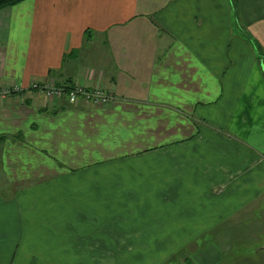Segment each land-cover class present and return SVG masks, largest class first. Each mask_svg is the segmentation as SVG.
<instances>
[{"label": "crops", "instance_id": "0c3cea01", "mask_svg": "<svg viewBox=\"0 0 264 264\" xmlns=\"http://www.w3.org/2000/svg\"><path fill=\"white\" fill-rule=\"evenodd\" d=\"M68 81L114 99L31 91ZM7 90L0 264H264V0H24L0 10Z\"/></svg>", "mask_w": 264, "mask_h": 264}, {"label": "rangeland", "instance_id": "374dc122", "mask_svg": "<svg viewBox=\"0 0 264 264\" xmlns=\"http://www.w3.org/2000/svg\"><path fill=\"white\" fill-rule=\"evenodd\" d=\"M101 51H102V54L104 55V51H103L102 47H101ZM102 54H101V56H102ZM53 83L54 82H51V83L47 84V86L56 87L55 83L54 84ZM80 89H82V88H80ZM95 91H100V90H95ZM46 98L49 100H55V99L56 100H64L67 103L72 104L66 98H53V99L48 98V97H46ZM113 99L114 98L112 97V101H113ZM84 103H86V102H84ZM74 104H76V103H74ZM94 106H103V105H94ZM30 185L33 186L34 184L30 183ZM5 186H6V184H5ZM84 222H88V220H86L84 218ZM20 247L21 246H19V249H20ZM21 249H22V247H21ZM21 249H20L19 254H25V250L22 251ZM75 249H77V250H75ZM137 250H139V248H128V247L127 248H124V247L123 248L122 247L105 248V247H100V246L99 247H91V246L78 247V248H74L72 250V253L82 255L83 261L79 262V263H70V264H137V263H131V262L129 263V262L123 261L125 256L131 255V254L132 255L137 254L136 253ZM29 253L31 254V250ZM10 264H13V263H10ZM14 264H19V263H14ZM20 264H31V263H20ZM52 264H56V263H52Z\"/></svg>", "mask_w": 264, "mask_h": 264}, {"label": "built area", "instance_id": "2783aa9c", "mask_svg": "<svg viewBox=\"0 0 264 264\" xmlns=\"http://www.w3.org/2000/svg\"><path fill=\"white\" fill-rule=\"evenodd\" d=\"M32 89L35 92L42 94L48 98H66L70 103L74 104L79 100L93 105H106L112 101L111 96L100 91L87 92L84 89L76 88L73 91L66 93L62 88L51 87L47 85L34 84ZM10 91H4L0 93V100L7 98L10 95Z\"/></svg>", "mask_w": 264, "mask_h": 264}, {"label": "trees", "instance_id": "16d2710c", "mask_svg": "<svg viewBox=\"0 0 264 264\" xmlns=\"http://www.w3.org/2000/svg\"><path fill=\"white\" fill-rule=\"evenodd\" d=\"M22 1H24V0H0V10L4 9V8H7V7H11V6L17 5V4L21 3ZM56 87L57 88H62L66 93L76 89V87H74L71 84V81H68V82H66L64 84H58V85H56ZM31 91H34V90L31 88ZM86 91L90 92V90H86Z\"/></svg>", "mask_w": 264, "mask_h": 264}]
</instances>
